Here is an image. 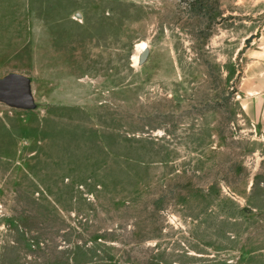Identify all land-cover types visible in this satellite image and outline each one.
I'll return each instance as SVG.
<instances>
[{"label":"rangeland","instance_id":"obj_1","mask_svg":"<svg viewBox=\"0 0 264 264\" xmlns=\"http://www.w3.org/2000/svg\"><path fill=\"white\" fill-rule=\"evenodd\" d=\"M0 264H264V0H0Z\"/></svg>","mask_w":264,"mask_h":264},{"label":"bare ground","instance_id":"obj_2","mask_svg":"<svg viewBox=\"0 0 264 264\" xmlns=\"http://www.w3.org/2000/svg\"><path fill=\"white\" fill-rule=\"evenodd\" d=\"M139 47H140L141 50L143 49L145 51V49H147V43L146 42H141Z\"/></svg>","mask_w":264,"mask_h":264},{"label":"water","instance_id":"obj_3","mask_svg":"<svg viewBox=\"0 0 264 264\" xmlns=\"http://www.w3.org/2000/svg\"><path fill=\"white\" fill-rule=\"evenodd\" d=\"M147 54H148V50L145 49V52L143 54V59L147 57Z\"/></svg>","mask_w":264,"mask_h":264}]
</instances>
